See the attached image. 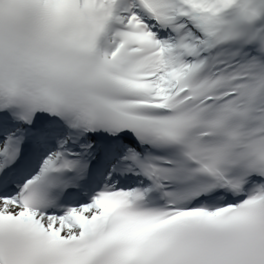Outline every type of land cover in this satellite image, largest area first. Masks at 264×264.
Masks as SVG:
<instances>
[{
  "label": "snow or ice",
  "instance_id": "1",
  "mask_svg": "<svg viewBox=\"0 0 264 264\" xmlns=\"http://www.w3.org/2000/svg\"><path fill=\"white\" fill-rule=\"evenodd\" d=\"M0 264H264V0H0Z\"/></svg>",
  "mask_w": 264,
  "mask_h": 264
}]
</instances>
